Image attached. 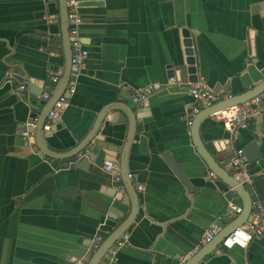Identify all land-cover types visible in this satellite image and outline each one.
Masks as SVG:
<instances>
[{"label":"crops","instance_id":"0c3cea01","mask_svg":"<svg viewBox=\"0 0 264 264\" xmlns=\"http://www.w3.org/2000/svg\"><path fill=\"white\" fill-rule=\"evenodd\" d=\"M77 1L89 56L67 106L43 130L45 143L54 152L71 150L106 105L126 108L134 89L153 88L127 156L138 207L110 264H182L186 253L205 246L203 236L218 215L224 214L222 231L237 220L239 214H227L228 202L242 206L238 195L209 175L193 145L185 120L195 77L186 70L182 31L190 32L197 81L214 90L217 101L240 94L264 81V0ZM58 12L53 0H0V264H86L94 235L106 237L131 211L122 181L115 183L102 169L105 161L119 166L128 132L119 109L107 115L80 155L84 165L78 167L80 156H45L35 143L34 124L58 89L50 74L65 66ZM20 84L26 89L18 94ZM235 133L232 141L211 115L199 126L203 143L219 150L218 142L224 144L214 158L225 168L233 148L244 149L251 177L245 187L264 211V120L251 118ZM262 225L263 235L247 248L224 250L219 244L220 252L197 264H264V212Z\"/></svg>","mask_w":264,"mask_h":264},{"label":"built area","instance_id":"2783aa9c","mask_svg":"<svg viewBox=\"0 0 264 264\" xmlns=\"http://www.w3.org/2000/svg\"><path fill=\"white\" fill-rule=\"evenodd\" d=\"M66 7L68 10V24H69V38L71 46V58H70V72L69 79L67 82L66 94L60 96L52 105V108L47 114V119L42 126L43 130H49L52 123L58 118L59 113L67 106V95L74 91L77 83V79L80 70L88 59V50L83 46L82 40L79 34V25L81 24V17L77 12L78 1L77 0H66ZM63 75V69L57 68L54 70L49 77L51 84L56 85L60 81ZM13 74H7V80L13 79ZM167 84L171 85L174 83L172 78L167 79ZM26 86L20 84L16 90L20 93L25 90ZM190 95L193 99V104L189 110L188 116L186 118V124L191 126L195 116L205 108L211 107L215 102H217V94L214 90L206 87L202 82L196 81L190 84ZM153 93V88L142 87L136 88L131 94L132 101L143 107L148 103L149 96ZM50 93L46 92L43 94L44 99H48ZM216 120L222 122L224 128L228 130L232 135L231 139L234 141L236 139V130L247 128L248 121L251 118H257L258 120L264 116V92L259 93L256 96L251 97L243 103H238L231 105L227 108L216 110L211 114ZM32 123H27L26 127H32ZM28 129L22 131V136H28ZM248 157L243 148H233V150L226 156V168L231 176L239 184H248L251 181V177L247 171ZM102 169L107 173L110 178L115 182H121V175L119 171L118 163L114 161H105ZM209 175L216 178L213 172H209ZM138 190L140 186H137ZM233 191L232 188H229ZM253 210L251 213V220L236 227L234 230L229 232L220 242L221 249H229L233 246H238L240 248H247L250 242L255 239L260 238L263 235V206L259 200L252 201ZM242 207L233 202H228L226 212L227 214L232 213L234 215L240 214ZM224 214L218 215L216 220H214L207 228L202 244H207L212 241L222 230L219 224L220 219H222ZM105 239V236L101 233L94 235L91 240L90 250L94 252L98 249L100 244ZM127 236L123 234L118 238L110 249L104 254L100 264H110L117 260L116 254L117 249L126 241ZM201 246H195L190 252L186 253L182 258V262H185L188 258L195 255ZM221 249H216V252H220ZM74 264H85L82 260H77Z\"/></svg>","mask_w":264,"mask_h":264},{"label":"water","instance_id":"95a60500","mask_svg":"<svg viewBox=\"0 0 264 264\" xmlns=\"http://www.w3.org/2000/svg\"><path fill=\"white\" fill-rule=\"evenodd\" d=\"M53 1H57L59 5L58 18L60 19V25H61V33H62L61 35H62L63 53L65 58V66L63 70V75L58 84L57 91L52 96L50 102L46 106L45 111L40 115L37 122L34 124L33 130H34L35 143L37 144L40 153L45 156H49L57 159H69V158L79 157L91 144L93 138L97 134V131L102 121L107 117V115L112 110L116 108L122 112L120 118L121 121L128 122V132H127L126 141L120 152L119 171L121 175V181L131 201V211L127 216V218L122 223H120L117 228H115L105 237V239L100 244L98 249L87 257L88 261L86 264H100L104 254L110 249L113 243L126 232L127 228L135 218L136 210L138 207V194L129 176L128 167H127V156L132 141L134 140L136 127L139 124L138 119L142 117V112L140 111L142 107L136 105L132 101V98L130 102L128 101L127 103H125L126 108L114 104H108L98 114L89 133L74 148H72L67 152H62V153L54 152L49 149V147L47 146L44 140V131L42 129V126L45 123L48 112L52 108V104L60 96L66 94L67 82L69 79V72H70V58H71L69 24H68V16H67L68 10L66 7V0H53ZM182 33L184 37L183 44L185 46V54H186V58H185V63L187 65L186 70L187 73L191 75L190 78L195 77L192 79L193 81L195 80L196 82L197 76L195 74L196 66H195V57H194V48H193L192 39L190 37V32H188L186 29H184ZM171 75L172 74H169V77H171ZM261 92H264V81L260 82L258 85L240 94L229 96L226 99L215 102L211 107L202 109L193 119V122L190 126V134L196 151L198 152L200 157L204 160V162L207 164L210 171L213 172L217 178L222 180V182H224L229 188H232L233 192L240 197L242 201V206H241L242 211L238 215L237 220L231 225V227L228 230L227 229L226 230L224 229L223 231L221 230V232L212 241L205 244V246L200 248V250L195 255L188 258L182 264H197L198 262L206 258L209 254L213 253L217 249L222 239L229 232H231L236 227L252 219L251 218V213L253 210L252 200L245 185L236 182L234 178L231 176V174L228 172L227 168L222 166L214 158L216 152L225 148L224 144H222L221 141L218 142V144L221 146L219 150L215 143H203L199 135V126L201 121L204 118L210 116L214 111L224 109L238 103H243L248 99H250L251 97L258 95ZM31 102L34 103L36 101L33 100ZM261 118L264 120V116H262ZM31 121H32L31 123H33V120ZM87 156L89 158H93V153L89 152L87 153ZM164 157L167 160V162L170 164L172 170L177 175V177L183 182L187 190L191 192L190 184L183 175V173L181 172L177 163L173 159H171L169 155H165ZM84 161H87L86 157L80 156V159L77 161L78 167L80 165H84Z\"/></svg>","mask_w":264,"mask_h":264}]
</instances>
